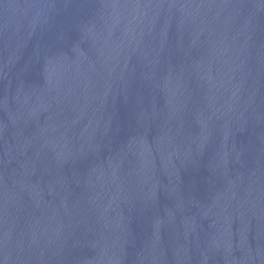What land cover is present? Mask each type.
Instances as JSON below:
<instances>
[{
  "label": "water",
  "instance_id": "water-1",
  "mask_svg": "<svg viewBox=\"0 0 264 264\" xmlns=\"http://www.w3.org/2000/svg\"><path fill=\"white\" fill-rule=\"evenodd\" d=\"M0 264H264V0H0Z\"/></svg>",
  "mask_w": 264,
  "mask_h": 264
}]
</instances>
